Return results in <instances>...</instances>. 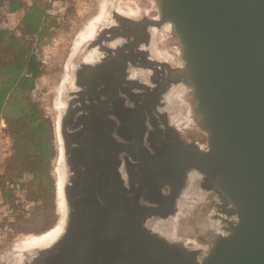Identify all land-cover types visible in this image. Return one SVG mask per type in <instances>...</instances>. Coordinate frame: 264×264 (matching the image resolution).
Returning <instances> with one entry per match:
<instances>
[{"label":"water","instance_id":"water-1","mask_svg":"<svg viewBox=\"0 0 264 264\" xmlns=\"http://www.w3.org/2000/svg\"><path fill=\"white\" fill-rule=\"evenodd\" d=\"M152 5L159 22L144 24H168L182 61L166 81L169 86L181 83L189 90L192 119L206 136L204 151L188 162L178 155V161L184 163L183 168L194 167L205 186L238 217L230 232L214 239L200 264H264V0H152ZM134 23L125 20L124 25ZM114 29L118 25L108 28ZM128 47L124 45L118 53L123 68L129 57L123 51ZM136 85L150 89L138 80ZM64 114L60 115L59 131L65 154L61 161L66 167L61 172L65 231L46 248L19 252L17 264L26 257L27 264H66L65 258L74 264H175L176 257L167 260L149 251L151 246L144 242L148 239L161 247L171 245L142 226L149 218L165 219L175 211L138 204L139 191L133 192L135 196L126 193L121 177L106 182L93 175L96 189L101 183L105 188L89 189L86 176L79 174L78 158L70 156L73 143ZM76 138L77 144L83 140L81 134ZM175 168L158 166L156 170L164 176ZM176 191L173 189L169 200L176 201ZM130 225L140 235L134 239L136 252L128 246ZM99 230L120 235L96 241L93 236ZM68 233L73 242L70 247L66 245ZM102 243L114 244V248ZM96 244L103 245L101 253ZM105 252L108 261H102ZM97 254H101L98 260ZM115 256L118 260L112 262Z\"/></svg>","mask_w":264,"mask_h":264},{"label":"flooded vegetation","instance_id":"flooded-vegetation-1","mask_svg":"<svg viewBox=\"0 0 264 264\" xmlns=\"http://www.w3.org/2000/svg\"><path fill=\"white\" fill-rule=\"evenodd\" d=\"M128 2L134 7L133 11L118 12L115 7L113 13L118 17L117 20L110 19L98 30L96 27L92 37L86 43H80L82 53L73 75L67 78L70 89L67 88L68 94L65 96L66 100H63V108H66L65 128L67 132H71L69 140L73 143L70 156L78 158L79 174L81 177L86 176L89 189L94 191L104 186L101 183L96 189V185L92 184L96 183L93 175L106 182L111 178L121 177L126 193L135 196L133 192L139 191L138 204L155 206L166 212L173 209L175 213L170 215H175L173 218L153 217L142 223L145 229L164 239L171 247H161L149 239L144 242L151 246L150 252L153 250L157 255L162 254L167 260L169 257H176L175 264H200L209 253L214 239L230 232L238 217L228 203L205 186L203 176L194 167L183 168L184 163L178 161V155L188 162L204 151L206 136L200 133L195 124L190 123L193 119L189 100L187 109L179 95L182 84L174 83L169 86L166 81L167 75H172V70L181 66L179 58L175 56V46L168 44L171 29L167 24H144L145 21L159 22L153 5L148 6L145 0ZM125 20L135 23L124 25ZM117 25L115 32L108 30ZM124 45H129L123 51L129 57L124 60L123 68L118 53ZM122 69L124 72H121ZM136 80L150 89H138ZM77 134L83 136L79 144ZM120 144L124 146L122 150L119 148ZM155 166L165 170L168 167L176 168L172 174L165 173L162 176V171L156 170ZM173 189H177L176 201L169 200ZM186 201L190 202V209L181 216L180 205ZM205 205L212 207L206 215L197 210ZM191 215L196 220H203L201 226L204 229L201 233L204 238L200 239L198 233L190 231V226L194 224L190 219ZM65 226L64 223L57 237L41 249L60 238ZM130 230L127 235L131 240L129 250L136 252L134 239H139L140 235L134 232L133 225H130ZM102 231L99 230L100 233L93 236L97 238L96 241L104 237L119 238L120 235L117 231L113 235ZM209 232L214 235L209 243L204 242ZM67 243L69 247L73 244L69 233L66 235V245ZM102 244L104 247L114 248V244ZM96 245L97 253H101L99 247L103 245ZM107 255L106 253L101 257L102 261L110 260ZM100 256L101 254H97L96 260ZM113 260L118 258L115 256L111 261L114 262ZM65 262L76 263L67 258Z\"/></svg>","mask_w":264,"mask_h":264},{"label":"rangeland","instance_id":"rangeland-1","mask_svg":"<svg viewBox=\"0 0 264 264\" xmlns=\"http://www.w3.org/2000/svg\"><path fill=\"white\" fill-rule=\"evenodd\" d=\"M29 3L42 5L37 0H30ZM115 7L120 11H133V6L128 0H69L60 2L47 9L49 13L55 14V17L49 19L51 21L49 23L51 25L50 34L41 42H36L35 37L28 34L25 27L21 28L19 25L17 34L35 44L32 46L34 48L36 46L37 59L43 65V74L36 80L34 90L28 95L32 104L31 108L38 117L45 120L47 131L45 142L48 158L43 162L42 173L26 174L23 172L26 168H37L43 160L34 154L24 155L21 152L15 158L16 148L21 151L33 149L35 141L34 138L30 137L15 139L13 131L24 133L28 127L22 121H17L5 112L2 119H5L7 126L6 135L8 136L9 151L0 164V264H17L19 252L22 250L18 249L16 245L33 236L38 237L54 230H58L57 237L64 226L63 175L61 173L64 164L61 160L64 159L65 154H63V141L60 137L59 119L63 111L66 110L65 107L63 108V100H66L67 90L70 89L67 78L69 79L73 75V70L81 55L78 50L82 46L80 44L82 32L97 17H99L98 25L96 24L97 30L110 19L117 20L118 17L113 13ZM168 44L177 46L172 32L171 36L168 37ZM10 53H0V61L7 60ZM179 61L182 62L180 57ZM187 98L189 100L190 95H187ZM190 123L195 124L193 120ZM195 127L198 128L196 125ZM198 130L200 129L198 128ZM200 133L205 136L201 130ZM64 168L66 169V167ZM18 176L20 177L18 178ZM14 182L19 185V192L16 191V187L12 189L11 183ZM209 199L212 200V197ZM197 210H201L206 215L210 213L212 207L205 205L202 209L198 208ZM190 217L194 223L190 226V231H194V234L198 233L200 239L204 238L203 233H201V230L204 229L201 226L203 220H196L192 218V215ZM213 235V232H209L204 242L209 243ZM53 239L55 238L49 239L45 244L52 242ZM41 247L42 245H35L24 250L41 249ZM27 259L28 257L21 264H27Z\"/></svg>","mask_w":264,"mask_h":264},{"label":"trees","instance_id":"trees-1","mask_svg":"<svg viewBox=\"0 0 264 264\" xmlns=\"http://www.w3.org/2000/svg\"><path fill=\"white\" fill-rule=\"evenodd\" d=\"M22 8L23 0H0V15L5 10L13 12ZM54 15L49 13L47 7L43 5L32 4L26 8L22 21L28 34L34 36L36 42H41L50 34L51 25L49 23L51 21L49 19H53ZM32 45L35 44L25 40L16 32L0 29V53L11 52L7 60L0 61V119L6 112L28 127L24 133L13 131L15 139L19 140V137L34 138L33 149L21 151L16 148L15 158L21 152L24 155L34 154L43 160L37 168L23 170L26 174L42 173L43 162L48 158L45 120L38 117L31 108L32 104L28 95L34 90L36 80L43 74V65L37 59L36 46L34 48ZM14 153L15 150L13 156ZM16 183H11L12 189L19 186ZM4 196L6 195L4 194Z\"/></svg>","mask_w":264,"mask_h":264},{"label":"bare ground","instance_id":"bare-ground-1","mask_svg":"<svg viewBox=\"0 0 264 264\" xmlns=\"http://www.w3.org/2000/svg\"><path fill=\"white\" fill-rule=\"evenodd\" d=\"M136 1V0H135ZM145 4H147L148 6H152V0H145ZM134 3V2H133ZM103 4V3H102ZM134 8V7H133ZM126 11V10H125ZM124 11V12H125ZM118 12H120V10L118 11ZM123 12V13H124ZM122 14V13H121ZM130 15V14H129ZM124 16V15H123ZM128 16V15H127ZM126 17V16H125ZM92 21V20H91ZM98 21H99V17H97V18H95V20L88 26V27H86L85 28V30L81 33L82 34V38H81V40H80V42L82 43V42H86V41H88L91 37H92V35H93V33L95 32V29H96V24L98 23ZM98 25V24H97ZM168 25V24H167ZM169 26V25H168ZM169 29H171L170 28V26H169ZM175 46V48H174V52H175V56L177 57V59L180 57L179 56V49L177 48V46L176 45H174ZM180 63V65L182 66V62H179ZM178 63V64H179ZM175 64V63H174ZM180 66V67H181ZM179 91V90H178ZM180 93H179V95L182 97L181 98V101H183V106L185 105V107H187L188 106V98H187V95H189V90L186 88V87H184V85L182 84V86L180 87V91H179ZM187 109H188V107H187ZM188 112H189V110H188ZM193 117V116H192ZM58 131V130H57ZM59 140V139H58ZM60 154H61V152H60ZM60 171V170H59ZM61 172V171H60ZM63 179V178H62ZM60 182V181H59ZM59 191H61V190H59ZM60 195H61V193H60ZM61 199H62V197H61ZM62 202V201H61ZM189 201H186L185 202V204H183V205H180V215L181 216H183L184 215V213H186L187 212V210H189L190 208V205H189ZM63 204V203H62ZM63 206V205H62ZM175 216V215H174ZM174 216H171V217H168V218H166V219H169V218H173ZM166 221H168V220H166ZM164 223H166V222H164ZM60 226V225H59ZM150 226V225H149ZM59 228V227H58ZM150 228L151 229H153L151 226H150ZM57 232H58V230H54V231H52V232H50V233H46V234H43V235H41V236H38V237H31V238H28V239H26L25 241H23V242H21V244H19V245H16L17 247H18V249H21V250H24V249H26V248H29V247H31V246H35V245H42V246H44V244L47 242V241H49V239H51V238H55L56 237V234H57ZM40 250V249H39Z\"/></svg>","mask_w":264,"mask_h":264},{"label":"crops","instance_id":"crops-1","mask_svg":"<svg viewBox=\"0 0 264 264\" xmlns=\"http://www.w3.org/2000/svg\"><path fill=\"white\" fill-rule=\"evenodd\" d=\"M29 1L30 0H23L22 9H17L16 11H13V12L9 10H5L3 14L0 15V29H5L8 31L17 33L19 32V25L21 26V28L25 27V25L23 24L22 18L26 11V8L32 5L29 3Z\"/></svg>","mask_w":264,"mask_h":264},{"label":"built area","instance_id":"built-area-1","mask_svg":"<svg viewBox=\"0 0 264 264\" xmlns=\"http://www.w3.org/2000/svg\"><path fill=\"white\" fill-rule=\"evenodd\" d=\"M68 0H37L38 3L44 5L47 7V9H50V7ZM7 134V126L4 119H0V164L4 160V158L7 156V153L9 151V148L7 146V140L8 136ZM16 191L19 192V186H16Z\"/></svg>","mask_w":264,"mask_h":264}]
</instances>
